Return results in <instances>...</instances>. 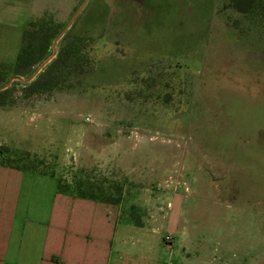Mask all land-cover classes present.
Segmentation results:
<instances>
[{"label":"rangeland","instance_id":"1","mask_svg":"<svg viewBox=\"0 0 264 264\" xmlns=\"http://www.w3.org/2000/svg\"><path fill=\"white\" fill-rule=\"evenodd\" d=\"M243 1L0 0V109L51 117L20 162L26 227L79 186L159 264H264V0ZM44 16L61 28L38 73L84 18L90 68L23 97L9 78Z\"/></svg>","mask_w":264,"mask_h":264},{"label":"crops","instance_id":"2","mask_svg":"<svg viewBox=\"0 0 264 264\" xmlns=\"http://www.w3.org/2000/svg\"><path fill=\"white\" fill-rule=\"evenodd\" d=\"M92 19H83L78 34L97 39L99 30ZM7 110L3 115L0 109V146L38 152L51 117L32 111L26 112L24 120L25 115ZM25 127L30 129L24 133ZM28 173L0 164V264H159L162 253L156 257L144 245L130 242L126 234L131 228L118 221L119 213L99 202L110 211L100 210L99 203L90 198L56 190L43 231L37 226L39 220L26 227L29 209H22L20 197ZM162 249V244L158 245V250Z\"/></svg>","mask_w":264,"mask_h":264},{"label":"trees","instance_id":"3","mask_svg":"<svg viewBox=\"0 0 264 264\" xmlns=\"http://www.w3.org/2000/svg\"><path fill=\"white\" fill-rule=\"evenodd\" d=\"M243 2L244 6L241 7V10L244 12L250 10L253 0H244ZM60 28V24L45 16L37 20L30 19L26 22L14 60L12 76L9 78V80L14 77L21 79L17 80L16 84L21 87L23 97L61 89L65 76L71 73L80 74L89 70L90 59L86 54L89 37L74 35L57 51L54 58L30 79L32 74L49 56L53 39ZM21 77L25 79L22 80ZM7 89L5 88L4 91ZM2 91L0 90V93ZM27 154L29 152L12 150L1 145L0 164L22 170L28 169L27 166L20 163ZM76 187L75 191L79 193H72L73 195L89 198L81 187Z\"/></svg>","mask_w":264,"mask_h":264},{"label":"water","instance_id":"4","mask_svg":"<svg viewBox=\"0 0 264 264\" xmlns=\"http://www.w3.org/2000/svg\"><path fill=\"white\" fill-rule=\"evenodd\" d=\"M46 61H47V60H46ZM46 61H44V62L38 67V69L34 72V74L31 76L30 79H32V78L38 73L40 67L43 66V65L46 63Z\"/></svg>","mask_w":264,"mask_h":264}]
</instances>
